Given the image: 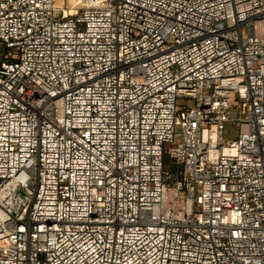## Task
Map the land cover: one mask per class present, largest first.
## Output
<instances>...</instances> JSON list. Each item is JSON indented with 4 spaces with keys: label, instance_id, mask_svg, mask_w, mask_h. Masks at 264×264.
I'll return each instance as SVG.
<instances>
[{
    "label": "built area",
    "instance_id": "2783aa9c",
    "mask_svg": "<svg viewBox=\"0 0 264 264\" xmlns=\"http://www.w3.org/2000/svg\"><path fill=\"white\" fill-rule=\"evenodd\" d=\"M0 264H264V0H0Z\"/></svg>",
    "mask_w": 264,
    "mask_h": 264
},
{
    "label": "rangeland",
    "instance_id": "374dc122",
    "mask_svg": "<svg viewBox=\"0 0 264 264\" xmlns=\"http://www.w3.org/2000/svg\"><path fill=\"white\" fill-rule=\"evenodd\" d=\"M177 104L179 106H193L194 105V100H192L191 98H187V97H180L177 100ZM177 135L175 136V143L179 142L182 138L181 134H179L181 132V130L178 128L176 130ZM238 135V126L233 122L232 119H229L224 126V132H223V138L227 139V140H232L235 139Z\"/></svg>",
    "mask_w": 264,
    "mask_h": 264
}]
</instances>
